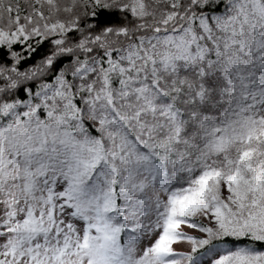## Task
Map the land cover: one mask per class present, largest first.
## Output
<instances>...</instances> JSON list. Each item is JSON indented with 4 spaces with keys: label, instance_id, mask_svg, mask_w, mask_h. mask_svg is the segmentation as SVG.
Wrapping results in <instances>:
<instances>
[{
    "label": "snow or ice",
    "instance_id": "snow-or-ice-1",
    "mask_svg": "<svg viewBox=\"0 0 264 264\" xmlns=\"http://www.w3.org/2000/svg\"><path fill=\"white\" fill-rule=\"evenodd\" d=\"M0 264H264V0H0Z\"/></svg>",
    "mask_w": 264,
    "mask_h": 264
}]
</instances>
